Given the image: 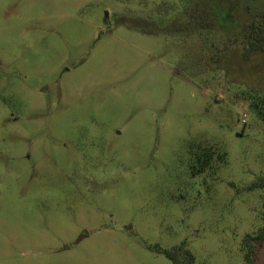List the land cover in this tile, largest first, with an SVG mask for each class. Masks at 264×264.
Instances as JSON below:
<instances>
[{
  "label": "rangeland",
  "instance_id": "374dc122",
  "mask_svg": "<svg viewBox=\"0 0 264 264\" xmlns=\"http://www.w3.org/2000/svg\"><path fill=\"white\" fill-rule=\"evenodd\" d=\"M261 12L0 0V264H170L161 250L178 245L193 264H246L264 204L251 187L264 52H243ZM206 145L224 158L193 171Z\"/></svg>",
  "mask_w": 264,
  "mask_h": 264
},
{
  "label": "trees",
  "instance_id": "16d2710c",
  "mask_svg": "<svg viewBox=\"0 0 264 264\" xmlns=\"http://www.w3.org/2000/svg\"><path fill=\"white\" fill-rule=\"evenodd\" d=\"M228 4V2L224 4L225 7L222 11L226 10L225 8L228 7ZM163 18L165 19L163 16L159 17L160 21H162ZM246 38L247 47L243 52L245 57L256 51L264 52V13H257L254 19L250 20L247 24ZM252 107L254 108L256 116L264 122V97L260 98V104L254 103L252 104ZM194 154V161L195 163L197 162L198 166L195 167L192 165L193 171H201L202 168L208 165L210 158L213 156H216L218 159L224 158L223 152H218L217 149L212 148L210 145L203 146L200 152L197 150ZM255 186L264 188V177L251 184V187ZM261 219L262 225L259 230L255 234H245L242 238L241 248L243 250V258L246 264H253L255 257L252 254H255L258 246L260 247L264 236V204ZM161 251L169 259L170 264H193L194 256L183 245H178Z\"/></svg>",
  "mask_w": 264,
  "mask_h": 264
},
{
  "label": "water",
  "instance_id": "95a60500",
  "mask_svg": "<svg viewBox=\"0 0 264 264\" xmlns=\"http://www.w3.org/2000/svg\"><path fill=\"white\" fill-rule=\"evenodd\" d=\"M256 264H264V236L258 251V257L255 259ZM254 263V264H255Z\"/></svg>",
  "mask_w": 264,
  "mask_h": 264
}]
</instances>
